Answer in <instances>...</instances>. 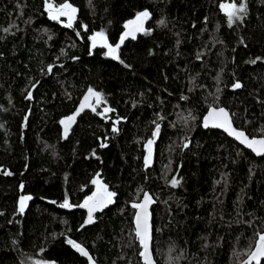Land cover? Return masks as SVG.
I'll use <instances>...</instances> for the list:
<instances>
[{"label": "trees", "instance_id": "trees-1", "mask_svg": "<svg viewBox=\"0 0 264 264\" xmlns=\"http://www.w3.org/2000/svg\"><path fill=\"white\" fill-rule=\"evenodd\" d=\"M48 3L75 8L72 26ZM229 3L247 9L231 26ZM144 11L118 58L92 50L93 35L115 47ZM89 89L102 104L65 140L61 121ZM211 108L264 138V0H0V264H91L69 240L94 264H144L132 207L144 193L157 264H242L264 233V157L204 128ZM94 180L115 196L84 229L73 208Z\"/></svg>", "mask_w": 264, "mask_h": 264}, {"label": "snow or ice", "instance_id": "snow-or-ice-1", "mask_svg": "<svg viewBox=\"0 0 264 264\" xmlns=\"http://www.w3.org/2000/svg\"><path fill=\"white\" fill-rule=\"evenodd\" d=\"M221 9L225 11L227 15V19L229 22V25L231 26L232 23H234L236 20H243V17L240 15L241 13H246V4L240 3L237 5L236 3H229V4H221ZM47 8L49 10V15L52 19H59V16L68 15L69 21L72 19V14L76 12V9L73 8L70 4L64 3L59 8L54 7L51 3L47 4ZM149 13L147 11L141 12L137 15L136 21H131L129 23H137L139 22L140 26L142 27L143 19L148 18ZM163 23V21H161ZM68 27H71V22L67 25ZM127 28L128 25H125ZM139 30V29H138ZM7 31V29L5 30ZM132 33L126 32L124 36L121 37V43L123 42L124 38ZM132 38L135 39L134 34H132ZM92 40V47H96L97 41L101 43V46L108 49V54L111 55L114 59L118 58L115 53L117 49L120 47L119 44H117L115 47L108 44L107 39L103 32H98L95 35L91 37ZM255 63V61H252ZM51 71V68L49 69ZM234 88H240L242 85L239 82H236L233 85ZM89 96H95L96 97V103L99 104L101 97L99 93L94 92L92 89H89ZM29 98H31V93H29ZM88 100V97H85V101ZM85 105H81V108H83ZM95 111V108L92 109ZM111 111V109H105V112ZM79 112L76 113L78 115ZM76 115L69 116L67 118V121H61L62 124H65V133H67L68 130V124L69 122H74L76 119ZM209 124H211L212 127L217 128H223L225 131L228 132L229 135L234 136L237 140L240 141V143L246 145L249 149H251L253 152H255L257 155H264V138H249L245 135L243 131H238L232 127V123L230 120L229 113L224 108H212L209 112V115L204 120V126L208 127ZM113 131H116L115 128H113ZM159 132V125L156 127V132H154V135H156ZM153 141H148V156L145 157V165H148L150 163L151 158V145ZM102 147L106 145H101ZM185 147L188 145L185 144ZM10 174V173H9ZM94 184H99L98 180L93 181ZM179 183L178 180H173L172 184L173 186H176ZM105 191V198L102 201L97 202L100 207L106 206L107 204H111L112 197L115 196V193L107 191V188H104ZM30 196H24L21 197L20 200V208L19 211L22 213L25 208V202L27 200H30ZM95 199V194L92 197H88V199L84 202V204L80 205V207H87L88 208V219L86 221V224L93 223V212L96 210V205L90 206L91 201ZM152 203V199L149 196V194L144 193L143 196V202L142 203H133V208H139L141 211L136 214V236L138 237L140 244L143 246L144 251L141 252V256L145 260V264H152L151 258L149 256V224H148V206ZM60 207H71V205L65 201L64 204H61ZM257 241L255 243L254 250L250 251L248 253V260L244 262V264H261V260L264 259V233H257ZM69 244H71L81 255L87 257L91 264H94L93 258L89 255V252L85 250V248L81 247L80 244L69 240Z\"/></svg>", "mask_w": 264, "mask_h": 264}, {"label": "water", "instance_id": "water-1", "mask_svg": "<svg viewBox=\"0 0 264 264\" xmlns=\"http://www.w3.org/2000/svg\"><path fill=\"white\" fill-rule=\"evenodd\" d=\"M73 16H74V19H75V13H74ZM127 32H128V33H132V34H134V36H136V35L139 33V30H138L137 26L134 25V26H132ZM132 34L126 36V37L124 38V40H123L122 43H121V41H120V43H119L120 47L117 49V51L120 50V48L124 45V43H125V41H126L127 39H129L130 37H132ZM123 36H124V35H123ZM96 49H106V50H108L107 48L101 46V43H100L99 41H97V45H96V47H92V50H93V51L96 50ZM93 91L96 92V93H99V92H97L96 90H93ZM99 94H100V93H99ZM85 97H88V100H87V101H85ZM100 97H101L100 103L97 104V103H96V97H95V96H89V90L86 92V94H85V95L83 96V98L81 99V101H80V103H79L77 109L75 110V112H74L73 114L70 115V116H72V115H76V113L79 112V114L76 115V119H75V121H74V122H69L67 133H65V127H66V125H65V124H62V123L60 124V126H61V130H62V137H63L65 140L68 139V138L71 136V134H72L74 128L77 126L78 121H79V119L81 118V116H83V115H84L85 113H87V112H92V113H96V112H97L98 107L102 104V96L100 95ZM81 105H85V106H84L83 108H81ZM93 108H95V111L92 110ZM211 109H212V108H211ZM211 109H209V111L207 112V114H206L205 117L203 118V126H204V120H205V118L209 115V112L211 111ZM217 109H219V108H217ZM224 109L229 113L230 120H231V123H232V127H233L234 129L238 130V131H243V130L238 129V128L235 126L230 111H229L228 109H226V108H224ZM68 117H69V116H68ZM68 117H65V118L63 119V121H67V118H68ZM204 128H206V129H208V130L220 131V132L224 133L228 138H230L231 140L235 141V142L238 143L240 146H242L243 148H245L246 150H248L249 152H251V153H252L254 156H256L257 158H263V157H264V155H257V154H256L255 152H253L251 149H249L248 147H246V145L240 143L239 140H237L234 136L229 135L228 132L225 131L223 128L212 127L211 124H209L208 127H205V126H204ZM243 132L245 133L246 136H248V137L251 139V137L247 134V132H245V131H243ZM257 139H259V138H257ZM147 194H149V196H150L151 199H152V203L149 204L148 209H147L148 214H149V216H148V224H149V256H150V258H151L152 264H157V263L155 262V260H154V256H153V229H154V228H153V214H152V207H153V205H154V200H153V197L150 195V193H147ZM93 196H94V195H93ZM104 198H105V192L96 193V194H95V199H94L93 201L89 202V203H90V206H92V205H94V204L96 205V210H95V211L93 212V214H92V215H93V223H91V224H86V221H87V219H88V208H87V207H80V206H79V207H77V208H73V209H80V210H82V211H84V212L86 213V219H85V222H84L82 228L86 229V228H89V227L94 226V225L96 224V217H97V215L100 214V213H102V212H104V211H106L107 209L110 208V206L112 205V203H111V204H107L106 206H103V207H100L99 204L97 203V202H99V201H102ZM142 202H143V200H142ZM142 202H141V203H142ZM83 204H84V203H83ZM81 205H82V204H81ZM65 208L68 209L69 207H65ZM140 211H141V210L138 208L137 213H139ZM135 224H136V220H135ZM141 246H142V245H141ZM81 247H83V246H81ZM83 248H85V247H83ZM85 250H87V249L85 248ZM142 250L144 251L143 246H142ZM87 251H88V250H87ZM77 252H78V251H77ZM78 253H79V252H78ZM79 254H80V253H79ZM89 255L91 256L90 253H89ZM80 256H81L82 258H84V259H86V260L89 261V259H88L87 257H85V256H83V255H81V254H80ZM91 257H92V256H91ZM142 259H143V262H144V264H145V260H144L143 257H142ZM246 260H248V258H247ZM246 260H245V261H246ZM245 261H244V262H245ZM263 261H264V259L261 260V263H262ZM244 262H243L242 264H244ZM253 264H254V262H253Z\"/></svg>", "mask_w": 264, "mask_h": 264}, {"label": "rangeland", "instance_id": "rangeland-1", "mask_svg": "<svg viewBox=\"0 0 264 264\" xmlns=\"http://www.w3.org/2000/svg\"><path fill=\"white\" fill-rule=\"evenodd\" d=\"M55 20H58L60 21L61 23H63L64 25H68L69 22H71V24L74 23V19L72 18L71 21H69V16L68 15H63V16H59V19H55ZM136 21V19L134 20ZM145 21L146 19H143V23H142V27L140 26L139 22L137 23H131L129 24L128 26V30L132 27V26H137V28L139 29V31H143L144 30V25H145ZM109 55V54H108ZM153 153H154V143H152L151 145V158H150V162L152 161V157H153ZM148 146H147V156H148ZM104 188L105 186L102 185V183L99 181V184H97V193H100V192H105L104 191ZM108 191V190H107ZM25 207H26V202H25ZM25 210V208H24ZM41 264H52V263H41Z\"/></svg>", "mask_w": 264, "mask_h": 264}]
</instances>
